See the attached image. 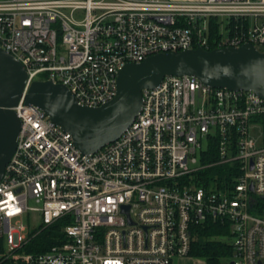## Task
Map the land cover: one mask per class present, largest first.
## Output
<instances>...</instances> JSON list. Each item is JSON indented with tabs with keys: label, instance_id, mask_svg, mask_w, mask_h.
<instances>
[{
	"label": "built area",
	"instance_id": "obj_1",
	"mask_svg": "<svg viewBox=\"0 0 264 264\" xmlns=\"http://www.w3.org/2000/svg\"><path fill=\"white\" fill-rule=\"evenodd\" d=\"M243 44L264 52V0H0V49L24 67L25 92L50 80L80 106L112 100L126 64ZM12 110L20 129L0 180L2 256L172 264L214 221L228 226L230 264H264V99L254 92L167 76L142 91L122 135L91 154L37 106L21 99ZM223 165L230 182L206 180ZM59 220L56 244L19 252L30 232Z\"/></svg>",
	"mask_w": 264,
	"mask_h": 264
},
{
	"label": "water",
	"instance_id": "obj_2",
	"mask_svg": "<svg viewBox=\"0 0 264 264\" xmlns=\"http://www.w3.org/2000/svg\"><path fill=\"white\" fill-rule=\"evenodd\" d=\"M185 75L214 88L252 91L264 99V52L251 44L209 51L197 47L126 64L118 71L113 99L95 108L78 105L65 86L50 80L33 81L25 92L24 67L0 49V180L16 147L20 120L12 108L21 99L70 133L80 153L91 154L118 139L132 124L142 106L143 90L158 86L167 76Z\"/></svg>",
	"mask_w": 264,
	"mask_h": 264
},
{
	"label": "trees",
	"instance_id": "obj_3",
	"mask_svg": "<svg viewBox=\"0 0 264 264\" xmlns=\"http://www.w3.org/2000/svg\"><path fill=\"white\" fill-rule=\"evenodd\" d=\"M216 158V153L214 148H212L205 158V162H213ZM231 175L232 170L228 165L215 166L208 171L206 180L210 179V181H219L226 184L230 182ZM208 176H210L209 179ZM260 212L262 213V211ZM63 223V220H59L47 228L39 227L30 232L28 241L21 247L19 252L36 254L46 251L62 239ZM229 235L230 233L227 225L209 221L205 228L198 231L197 240L192 244L189 255L204 258L207 264H223V259L227 258V260H229L232 255L231 245L222 241L223 237L227 238ZM3 253V244L0 241V264H24L21 262H14L11 258L9 259L2 256Z\"/></svg>",
	"mask_w": 264,
	"mask_h": 264
},
{
	"label": "crops",
	"instance_id": "obj_4",
	"mask_svg": "<svg viewBox=\"0 0 264 264\" xmlns=\"http://www.w3.org/2000/svg\"><path fill=\"white\" fill-rule=\"evenodd\" d=\"M184 1V0H178ZM172 264H207L204 258H199L195 256H186L182 258H177L173 261ZM227 264H230L229 262Z\"/></svg>",
	"mask_w": 264,
	"mask_h": 264
},
{
	"label": "rangeland",
	"instance_id": "obj_5",
	"mask_svg": "<svg viewBox=\"0 0 264 264\" xmlns=\"http://www.w3.org/2000/svg\"><path fill=\"white\" fill-rule=\"evenodd\" d=\"M261 50H262V49H261ZM262 51H264V49H263ZM30 205H33V202H32V201H30ZM222 241H223V242H229L228 239H227L226 237H224V238L222 239ZM228 262H229V260H227V258L223 259V261H222L223 264H227Z\"/></svg>",
	"mask_w": 264,
	"mask_h": 264
}]
</instances>
